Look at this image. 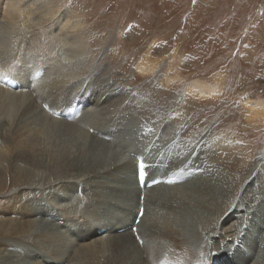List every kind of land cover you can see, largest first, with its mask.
I'll return each mask as SVG.
<instances>
[{"label": "bare ground", "instance_id": "obj_1", "mask_svg": "<svg viewBox=\"0 0 264 264\" xmlns=\"http://www.w3.org/2000/svg\"><path fill=\"white\" fill-rule=\"evenodd\" d=\"M69 5L0 0V82L11 77L23 87L0 86V194L9 204L0 264H91L97 256L101 264H224L231 252V264H264V149L238 176L222 158L215 164L214 133L179 134L189 112L172 115L156 90H137L92 65L81 40L86 27ZM194 83L186 91L195 98L217 93ZM80 106L76 118L54 117ZM263 109L255 104L253 119L264 118ZM133 128L143 141L130 142ZM137 157L148 182L185 183L140 189ZM142 207L143 247L132 229L118 232L136 226ZM252 209L249 225L242 218ZM22 212L29 216L16 217Z\"/></svg>", "mask_w": 264, "mask_h": 264}, {"label": "rangeland", "instance_id": "obj_2", "mask_svg": "<svg viewBox=\"0 0 264 264\" xmlns=\"http://www.w3.org/2000/svg\"><path fill=\"white\" fill-rule=\"evenodd\" d=\"M67 2L86 27L81 40L89 46L92 65L137 90H156L153 97L163 99L161 105L170 106L172 115L189 112L179 134L214 133L215 164L222 165L217 161L222 158L236 176L258 164L264 118L253 119L252 109L264 105V0H58ZM139 67L155 71L142 74ZM198 81L216 95L207 100L189 95L187 87ZM142 134L137 128L127 132L130 142L143 141ZM3 194L0 219L9 210ZM252 211L242 218L249 225L256 220ZM24 216L29 215L16 214ZM232 255L224 264L234 262ZM91 264H101L99 256Z\"/></svg>", "mask_w": 264, "mask_h": 264}, {"label": "snow or ice", "instance_id": "obj_3", "mask_svg": "<svg viewBox=\"0 0 264 264\" xmlns=\"http://www.w3.org/2000/svg\"><path fill=\"white\" fill-rule=\"evenodd\" d=\"M193 2L195 3V0H193ZM70 10H71V9L69 8L68 11H70ZM51 27H52V25H51V22H50V23H49V28H51ZM57 27H59V25H57ZM52 34L54 35L55 32L53 31ZM71 41H72V37H71V36H68V37H67V42L70 44ZM138 214L142 217V216L144 215L143 210H140V212H139Z\"/></svg>", "mask_w": 264, "mask_h": 264}]
</instances>
